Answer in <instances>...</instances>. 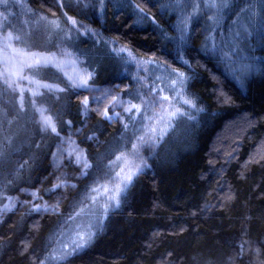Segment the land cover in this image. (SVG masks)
<instances>
[{
  "label": "snow or ice",
  "instance_id": "6c2138e0",
  "mask_svg": "<svg viewBox=\"0 0 264 264\" xmlns=\"http://www.w3.org/2000/svg\"><path fill=\"white\" fill-rule=\"evenodd\" d=\"M112 3L113 0H55L61 17L50 19L32 10L35 20L25 22L27 26H17L10 19L11 13L0 12V132L5 131V124L10 128L22 119L26 125H31L33 135L40 137L39 141L29 142L28 147H34L35 151L23 162L12 159L19 149L12 148L10 136H5L0 145V201H8L0 204V217L14 212L17 205L25 207L28 216L46 213L57 217L49 245L56 237L60 251L53 249L44 259L37 257L33 264H67L70 257L91 247L105 231L111 216L127 205L139 178L153 169L160 158V147L176 125L185 122L190 126L188 131L194 133L219 116V111L211 110L202 97L191 90L196 73L186 54L195 51L214 61L225 79L241 86L255 71H260L264 77V59L255 57L254 49L242 47V41L255 36L264 50V0H124L118 11L130 9L132 14L150 20L160 29L162 48L157 51L171 55L163 49L168 44L174 46L175 56L171 62L155 52L147 56L139 54L127 44H121L118 37H105L64 10H74L77 16L87 18L90 9L95 18L106 15ZM0 4L6 10L10 7L8 0H0ZM149 4L161 15L165 11L175 14L171 25L175 35H170L155 16L149 14ZM55 15L52 13L53 17ZM232 16L236 19L229 24ZM201 19L205 21L203 26L199 24ZM197 33L203 36V41L200 48L194 49L191 41ZM88 39L92 40L93 48L104 46L108 56L128 73L129 84L101 87L96 83L101 65L93 63L92 49L80 47ZM175 61L192 74L174 67ZM257 64L261 66L259 69ZM213 79L220 85L214 89L215 103L219 108L231 106L232 97L223 90L218 77L213 76ZM85 92L88 95H84ZM72 96L76 97L75 103L70 99ZM65 98H68L67 103ZM57 103L63 105V110L54 109ZM71 107L76 108L74 119H63L65 110L72 114ZM92 115L99 117L95 125L98 129L103 124L118 125L111 139H100L106 128L99 134L84 135L83 127H75L76 118L86 122ZM240 119L251 124L250 117ZM232 124L226 121L222 133ZM76 136L83 139L77 141ZM47 137L55 143L48 144ZM84 143H88L89 148L81 147ZM224 145L228 146L227 150ZM45 148L49 151L45 152ZM237 148L238 141L218 133L211 151L217 155L223 152L225 163H230ZM48 157L51 171L32 183V172L39 170L41 161ZM250 163L264 165V145L245 165ZM67 167L75 169V174L70 176L62 171ZM220 172L222 174L223 167ZM50 176L55 182L51 187H43ZM22 183H27L28 187H21ZM37 183L41 186L37 187ZM9 190L18 194L8 195ZM70 192H75L76 196L67 211L62 210L61 205ZM21 195L31 199L22 200ZM45 195L50 199L55 197L54 202L45 200ZM232 199L229 187L221 198V206ZM37 200L41 202L36 203ZM85 209L86 224L83 222ZM205 210H210L207 204L200 209ZM66 233L71 236L70 244L62 239ZM247 235L245 230L239 242L231 243L232 253L226 258H196L193 264H236L246 257L247 264H264V239L255 242L243 239ZM21 243L24 247L20 254L24 255L29 245L25 241ZM171 255L169 252L168 256ZM161 264H169V261L162 258Z\"/></svg>",
  "mask_w": 264,
  "mask_h": 264
},
{
  "label": "trees",
  "instance_id": "16d2710c",
  "mask_svg": "<svg viewBox=\"0 0 264 264\" xmlns=\"http://www.w3.org/2000/svg\"><path fill=\"white\" fill-rule=\"evenodd\" d=\"M123 2L124 0H113L106 15H97L95 18L92 17L90 9L87 10V18L77 16L74 10H64L102 32L105 37H118L121 44H127L139 54L147 56L155 52L161 59L171 62L175 56L174 46L168 44L163 49V52L171 55H162L157 51L162 48L160 29L150 20L140 19L132 14L130 9L118 11ZM148 8L149 14L155 16L157 23L170 35H175L171 28L175 22V14L170 15L165 11L161 15L150 4ZM32 10L47 15L50 19L61 17V9L55 6V0H24L23 7L16 14L23 21V26H27L25 22L31 23L35 20ZM52 13L56 14L55 17ZM235 19L232 16L228 23L231 24ZM241 22H245L243 16ZM204 23V19L199 21L201 26ZM202 41L203 36L197 33L191 44L194 49H198ZM81 45L82 49L87 46V49L95 50L91 39ZM97 47L103 50L102 55L110 59L113 65L99 69L96 83L100 86L120 84L121 87L129 84L130 81L126 78L128 73L108 56L104 46ZM242 47L254 49L252 54L264 59V50L257 37L242 41ZM185 58L191 61L196 73L191 90L202 97L211 110L219 111V116L194 133L188 131L190 126L185 122L178 123L160 147V158L153 169L136 182L127 205L111 216L105 231L91 247L70 257L67 264H161L162 258L169 261V264H193L196 258H226L232 253L231 243L239 242L245 230L248 235L243 236V239L253 242L264 239V165H245L249 157L264 145V77L260 75V71H255L241 86L235 81L225 79L214 61L197 55L195 51L191 55L186 54ZM173 66L192 74L179 61H175ZM260 67L257 64V68ZM213 76L219 78L223 90L232 97L231 106L219 108L215 103L214 89L220 85ZM70 99L73 103L76 102L75 96ZM67 100L65 98V103ZM54 109L63 110V105L57 103ZM75 112V107H71V115L65 110L63 119H74ZM242 116L250 117L251 124L240 119ZM98 121L99 117L95 115L86 122L76 118L75 127H83L84 135H91L93 132L99 134L100 130L106 128L100 139H111L118 125L103 124L98 129L95 127ZM226 121H232L233 124L227 132L222 133ZM218 133L238 141L236 156L230 163H225L223 152L217 155L211 151ZM5 136L12 138L13 149H19L12 159L20 162L28 160L35 151L34 147H28L29 142L40 139L38 135H33L31 125H26L22 119L15 121L10 128L5 124V131L0 132V145L3 144ZM45 139L48 144L55 143L50 137ZM74 139L79 141L83 136H76ZM216 146L220 145L217 143ZM81 147L89 148V145L84 143ZM223 147L226 150L228 148L227 145ZM44 151L49 149L45 148ZM49 159L50 157L43 159L40 169L32 172V183H36L51 171L48 166ZM209 161H212L211 165ZM54 182L55 178L50 176L43 187H51ZM20 186L28 187V184L22 183ZM36 186L41 185L37 183ZM229 187L233 199L221 206V198ZM7 194L15 196L18 193L9 190ZM74 196L75 192L68 193L67 200L61 205L62 210L67 211ZM20 198L23 200L30 197L21 195ZM44 199L53 203L55 197L50 199L45 195ZM7 202L3 200L0 204ZM205 204L210 210L200 211ZM26 211L25 207L17 205L14 212L0 217V264H33L37 257L44 259L55 244L56 237H53L52 244L49 245V236L56 227L57 217L46 213L28 216ZM193 212L197 215L193 216ZM181 228L184 229L183 232L180 231ZM22 241L29 245V250L24 255L20 254L24 247ZM169 252L172 253L171 256H168ZM247 259L237 260L236 264H247Z\"/></svg>",
  "mask_w": 264,
  "mask_h": 264
},
{
  "label": "rangeland",
  "instance_id": "374dc122",
  "mask_svg": "<svg viewBox=\"0 0 264 264\" xmlns=\"http://www.w3.org/2000/svg\"><path fill=\"white\" fill-rule=\"evenodd\" d=\"M8 3L10 7H8L7 10L5 9L3 4H0V12L11 13L12 15L10 16V19L12 20V22L17 26H21L23 24V21L20 18H18V15L16 14L19 12L20 8L23 7L24 0H19V2H17V0H8ZM80 47L82 48L81 44ZM83 48L87 49L88 47L84 46ZM102 54H103V50L99 49L98 47H96L94 51L92 50L91 58L93 60V63L94 64L99 63L101 65L99 69H101L102 67L113 65V63L110 62V59L105 58ZM103 86L105 85H102L101 87ZM84 95H88V93H85ZM62 171H67L70 176L75 174V169H73L72 167H67ZM29 199H31V197ZM83 222L85 224L88 222L87 209H85V216L83 218ZM62 239L64 240L65 243H69V244L71 243V236L68 233H66ZM53 249H55L57 252L60 251V245L55 242L52 250Z\"/></svg>",
  "mask_w": 264,
  "mask_h": 264
}]
</instances>
